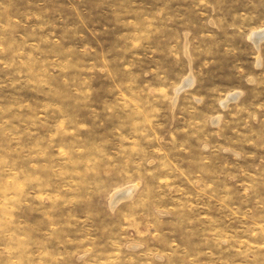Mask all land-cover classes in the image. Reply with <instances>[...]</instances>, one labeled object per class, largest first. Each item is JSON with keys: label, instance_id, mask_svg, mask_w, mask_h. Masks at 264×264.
<instances>
[{"label": "rangeland", "instance_id": "374dc122", "mask_svg": "<svg viewBox=\"0 0 264 264\" xmlns=\"http://www.w3.org/2000/svg\"><path fill=\"white\" fill-rule=\"evenodd\" d=\"M262 29L264 0H0V264H264Z\"/></svg>", "mask_w": 264, "mask_h": 264}, {"label": "bare ground", "instance_id": "6f19581e", "mask_svg": "<svg viewBox=\"0 0 264 264\" xmlns=\"http://www.w3.org/2000/svg\"><path fill=\"white\" fill-rule=\"evenodd\" d=\"M252 38H253V40H254V42L256 43V44H258L259 43V41L260 40H262L263 38H264V29H262V30H259V31H256V32H253L252 33ZM235 98V97H234ZM233 98V99H234ZM124 194H126L127 193V191L126 192H123ZM122 193V194H123ZM128 194V193H127ZM116 197H121V193L119 194V193H117L116 194ZM122 198V197H121Z\"/></svg>", "mask_w": 264, "mask_h": 264}]
</instances>
